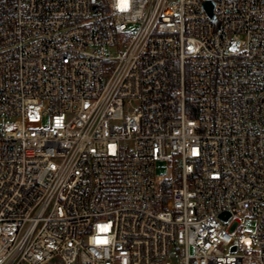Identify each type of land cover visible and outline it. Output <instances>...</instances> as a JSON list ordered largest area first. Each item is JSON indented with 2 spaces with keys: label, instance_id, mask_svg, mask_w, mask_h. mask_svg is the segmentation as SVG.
<instances>
[{
  "label": "built area",
  "instance_id": "1",
  "mask_svg": "<svg viewBox=\"0 0 264 264\" xmlns=\"http://www.w3.org/2000/svg\"><path fill=\"white\" fill-rule=\"evenodd\" d=\"M0 264H264V0H0Z\"/></svg>",
  "mask_w": 264,
  "mask_h": 264
},
{
  "label": "water",
  "instance_id": "2",
  "mask_svg": "<svg viewBox=\"0 0 264 264\" xmlns=\"http://www.w3.org/2000/svg\"><path fill=\"white\" fill-rule=\"evenodd\" d=\"M206 10L208 11L209 15L214 18V2L206 1L204 3Z\"/></svg>",
  "mask_w": 264,
  "mask_h": 264
},
{
  "label": "rangeland",
  "instance_id": "3",
  "mask_svg": "<svg viewBox=\"0 0 264 264\" xmlns=\"http://www.w3.org/2000/svg\"><path fill=\"white\" fill-rule=\"evenodd\" d=\"M112 53H113V54H117L114 50H112ZM163 172L166 173V174L169 173V171H167L166 168L163 169ZM253 222H254V221H253ZM245 229H246L247 231H252V230L254 229V225L252 224V221H249V222H247V223L245 224ZM175 262H177V260H175Z\"/></svg>",
  "mask_w": 264,
  "mask_h": 264
},
{
  "label": "snow or ice",
  "instance_id": "4",
  "mask_svg": "<svg viewBox=\"0 0 264 264\" xmlns=\"http://www.w3.org/2000/svg\"><path fill=\"white\" fill-rule=\"evenodd\" d=\"M122 2H124V0H122Z\"/></svg>",
  "mask_w": 264,
  "mask_h": 264
}]
</instances>
